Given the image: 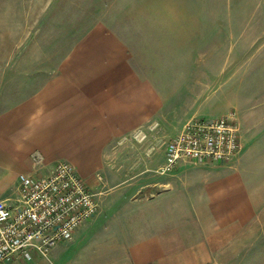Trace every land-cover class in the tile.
<instances>
[{
    "label": "crops",
    "instance_id": "0c3cea01",
    "mask_svg": "<svg viewBox=\"0 0 264 264\" xmlns=\"http://www.w3.org/2000/svg\"><path fill=\"white\" fill-rule=\"evenodd\" d=\"M163 112L161 93L105 24L2 110L0 200L14 203L21 174L43 175L63 159L97 193L99 210L48 257L34 252L1 264H264V167L245 164L253 132L244 121L243 150L231 164L181 167L166 183L123 175L132 165H118L112 146ZM157 184L165 188L153 191Z\"/></svg>",
    "mask_w": 264,
    "mask_h": 264
},
{
    "label": "rangeland",
    "instance_id": "374dc122",
    "mask_svg": "<svg viewBox=\"0 0 264 264\" xmlns=\"http://www.w3.org/2000/svg\"><path fill=\"white\" fill-rule=\"evenodd\" d=\"M98 24L126 41L164 101L161 117L112 146L118 165H132L123 175L166 183L181 167L203 165L158 171L188 120L231 111L253 132L245 164L264 167V0H0V112L56 73Z\"/></svg>",
    "mask_w": 264,
    "mask_h": 264
},
{
    "label": "built area",
    "instance_id": "2783aa9c",
    "mask_svg": "<svg viewBox=\"0 0 264 264\" xmlns=\"http://www.w3.org/2000/svg\"><path fill=\"white\" fill-rule=\"evenodd\" d=\"M142 133L138 129L135 134ZM243 150L241 126L235 112L215 118H191L167 145L164 173L180 161L231 164ZM34 162L43 157L34 154ZM14 203L0 200V264L31 259L34 252L48 257L61 240L71 239L78 226L97 214L99 201L76 166L59 159L43 175L21 174Z\"/></svg>",
    "mask_w": 264,
    "mask_h": 264
}]
</instances>
